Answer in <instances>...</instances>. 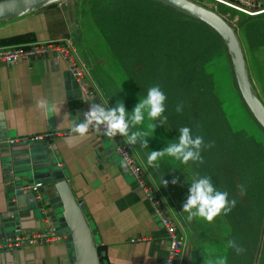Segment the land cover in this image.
<instances>
[{
  "label": "crops",
  "instance_id": "obj_1",
  "mask_svg": "<svg viewBox=\"0 0 264 264\" xmlns=\"http://www.w3.org/2000/svg\"><path fill=\"white\" fill-rule=\"evenodd\" d=\"M66 1L50 7L45 5L23 15L0 19V49L19 44L53 41L65 36L75 35L74 39L71 37L73 43L75 39L77 41L80 38L79 35L88 37L84 34L85 29L78 31L80 25L76 23L73 12L75 4ZM253 1L251 9L264 3V0ZM61 4H64L66 9H62ZM206 4L210 7L211 3ZM71 16L75 25L71 24ZM248 31L250 34H243L245 42L251 36L250 29ZM241 38L242 35L238 36L249 77L262 101L253 84ZM95 43L98 44L97 41ZM74 45L77 48L75 43ZM103 47L107 50L104 45ZM254 48L260 52V60H263L261 63L264 66V43L256 44ZM254 48L251 47V52H254ZM108 55L111 57L109 51ZM96 61L100 62L99 59ZM91 64L87 66L93 94L88 99L83 97L79 85L71 77L67 64L63 61L53 65L50 56H44L30 62L19 61L9 66L0 65V219L16 211V208L20 215L18 226L9 228L10 232L5 235H13L16 230L23 233L35 232L55 224L47 212V204L55 198L51 187L40 190L39 195H33L29 190L17 193L16 187L27 184L30 179L26 175L21 178L14 177L5 157L10 153V149L26 145L18 144L12 147L7 145L5 140L50 134L48 146L51 154L57 161L59 170L65 174L69 189L84 213L102 264H165L166 232L153 214L149 201L136 186L130 172L115 152L114 141H121L128 145L143 165L149 181L159 189L167 209L185 236L179 264H218L221 260L230 264L231 254L236 258V263L243 262L247 253L245 237L237 232L238 225L230 231L229 214L218 216L214 222L209 223L198 218L189 221L186 218L187 213H182V206L189 195L194 177H211L219 190L228 192L229 200L233 199L232 195H239L243 191L234 185L229 150L231 145L235 149L237 160L234 161V166L237 165L239 172L240 166L244 165V159L238 156L240 152H245V148L241 144H235V140L231 144L230 133L224 130L225 115L219 117L222 125L217 129L218 137L214 138V132H211V127L208 126L209 118L200 116L199 121H194L193 117L197 113L192 114L187 127L192 129L193 136H202L205 145L213 144L211 148H203V163L189 161L188 164H182L174 158L165 157L158 162V167L147 164L148 154L152 150H162L168 143L178 140L177 130L175 133L166 131L162 134L163 139L168 135V140H172L167 143L159 137L154 140L152 137L147 138L148 148L143 147L140 141L136 145H129L126 138L120 135L112 139L90 130L87 138L81 140L76 137L69 147L66 138L76 136L71 132V127L84 121V113L90 110L93 103L102 104L106 108L117 105L113 96L111 97L102 85L101 78L94 73V66ZM110 64L115 63L109 59L108 65ZM117 69L123 73L118 65ZM127 83L125 79L124 87L128 86V89L132 90ZM132 92V98H121L129 114V102L132 103V109L139 102L134 90ZM41 98L57 104L59 112L49 118L44 116L36 108V102ZM148 123L146 118L145 128ZM154 123V131H158L157 126L160 128L161 125H167L166 121L162 123L160 120ZM148 131L150 133L152 130ZM173 180H176V183H172ZM235 207L239 208V204ZM60 230L68 236L67 231ZM228 237L235 240L245 251L237 255L234 249L226 247ZM248 250L252 264H264V209L257 229L255 249ZM0 264H74V255L67 238H59L43 244H25L18 249L0 252Z\"/></svg>",
  "mask_w": 264,
  "mask_h": 264
},
{
  "label": "trees",
  "instance_id": "obj_2",
  "mask_svg": "<svg viewBox=\"0 0 264 264\" xmlns=\"http://www.w3.org/2000/svg\"><path fill=\"white\" fill-rule=\"evenodd\" d=\"M69 2L75 4L73 12L76 23L82 19L84 34L90 37L95 32L100 37V43L109 51L110 59L123 71L127 84L138 100L146 97L152 86L158 85L165 93L167 132H179L181 127L188 126L192 113L206 118L210 112H221L216 85L207 68L218 56L227 57L230 65L231 62L224 39L210 25L160 0L66 1ZM218 5L220 10L217 8L216 11L234 26L239 37L250 34V29V38L253 39L251 46L254 48L256 44L264 43V3L258 5L254 13ZM184 72L189 74V81ZM181 103L183 110L178 113L176 106ZM256 123L264 133L261 125ZM236 138L237 135H230L231 144L233 140L237 141ZM246 142H250L249 145ZM251 142L245 137V152H240L238 156L244 159V165L240 166L239 172L237 165L234 166L237 160L235 149L231 145L229 150L234 185L243 191L231 196L239 208L234 207L229 213L228 224L230 231L238 225L237 232L244 235L247 246L243 262L236 263V258L231 254L230 264H252L248 249H255L257 229L264 209L263 155L260 149L258 156L255 155L257 143L254 145Z\"/></svg>",
  "mask_w": 264,
  "mask_h": 264
},
{
  "label": "water",
  "instance_id": "obj_3",
  "mask_svg": "<svg viewBox=\"0 0 264 264\" xmlns=\"http://www.w3.org/2000/svg\"><path fill=\"white\" fill-rule=\"evenodd\" d=\"M61 1L66 0H0V19L19 16L50 3ZM160 1L207 23L220 34L229 52L242 99L264 129V103L251 83L243 51L233 25L215 9L194 0ZM5 157L6 164L9 169H12L14 177L21 178L26 175L30 179L28 183H32L33 179L40 180L43 182L41 190L51 187L55 198L47 204L49 207L47 212L58 224L59 229L68 232L67 241L73 250L74 264H102L84 213L69 189L65 174L57 167V161L52 156L51 149L42 143L32 142L21 148L10 149V153ZM44 204L46 205V202ZM19 216L16 208V211L0 219V237L8 234L9 228L18 226Z\"/></svg>",
  "mask_w": 264,
  "mask_h": 264
},
{
  "label": "clouds",
  "instance_id": "obj_4",
  "mask_svg": "<svg viewBox=\"0 0 264 264\" xmlns=\"http://www.w3.org/2000/svg\"><path fill=\"white\" fill-rule=\"evenodd\" d=\"M166 100L165 93L157 85L150 87L146 97L139 99V102L131 110V114L122 101H117L116 107L112 108L93 103L90 110L84 113V121L75 123L71 127V132L76 136L67 137L66 143L71 147L76 137L81 140L85 139L92 130L108 137L117 135L125 137L129 145H136L140 141L143 147L148 148L147 138L151 137L148 129L154 131L155 121L160 120L165 123L167 119L164 116ZM36 108L48 118L59 112L57 104L50 103L43 98L37 100ZM182 110L183 104H178L176 111L179 113ZM146 118L149 122L147 128H145ZM212 146V143L205 145L202 136H193L191 128L181 127L178 140L168 143L167 147L162 150H152L148 154L147 164L158 167V162L165 157L174 158L182 164H188L189 161L203 163L201 155L203 148ZM172 183H176V180H173ZM228 196L227 191L219 190L214 185L211 177H194L189 188V195L182 206V213H187L186 218L189 221L198 218L209 223L214 222L216 217L228 215L235 207L236 200H229ZM226 247L234 249L237 255L245 251L235 240H228ZM218 264H225V261L221 260Z\"/></svg>",
  "mask_w": 264,
  "mask_h": 264
},
{
  "label": "built area",
  "instance_id": "obj_5",
  "mask_svg": "<svg viewBox=\"0 0 264 264\" xmlns=\"http://www.w3.org/2000/svg\"><path fill=\"white\" fill-rule=\"evenodd\" d=\"M209 1L211 4H224L238 10L253 13L250 8L253 5V0ZM44 56H50L53 65H57L60 61L67 64L68 71L71 77L79 85L84 98L88 99L93 94L90 84L91 76L89 68L79 57L71 37L53 39V41L46 42L19 44L0 49V65L9 66L19 61L30 62L33 59H39ZM111 138L113 139V137ZM49 140L50 134H38L29 137L7 139L5 140V143L9 146H13L33 142L42 143L49 147ZM114 148L115 152L130 172L136 186L149 201L153 214L157 217L160 225L166 232L167 257L165 264H179L185 245V236L178 226V223L167 209V204L163 200L159 189L149 181L146 170L139 162L138 158L130 151L127 144L121 141H114ZM42 186L43 182L36 180L32 183L17 186L15 191L20 193L29 190L31 193L39 195ZM60 231L61 230L54 224H50L45 229L29 233H23L20 230H16L13 235L0 237V252L18 249L25 244H43L51 240L67 238L66 233L63 231V233H61Z\"/></svg>",
  "mask_w": 264,
  "mask_h": 264
},
{
  "label": "rangeland",
  "instance_id": "obj_6",
  "mask_svg": "<svg viewBox=\"0 0 264 264\" xmlns=\"http://www.w3.org/2000/svg\"><path fill=\"white\" fill-rule=\"evenodd\" d=\"M195 1L202 3L206 6H207L206 3H210L209 0H195ZM63 5L64 4H61L62 9L64 8L66 9V6ZM209 6L215 10H217V8L220 10L219 8L220 5L209 4ZM255 8L257 7L251 9V12H257V11H253L255 10ZM82 22H83L82 19H80V21L78 22L80 25V28H78L79 32L84 30V27L82 26L83 25ZM72 23L74 24V19L71 16V24ZM76 34H78V32H76ZM79 36L81 37L80 39H77L78 41L77 48L79 51L78 52L79 57L83 61H85L89 66L92 63L91 65L94 66V73L101 78L102 85L105 87L108 94L111 95V97L113 96V98L115 99V103H117V99L118 101L123 102V100L121 99L123 96L132 98L134 93L132 92V90L128 89V86L124 87L123 82L125 79L124 76L121 74V71L117 69V65L115 64L108 65L110 57L108 55L107 50H105L103 45L100 43V37L95 32H92V35L90 37H85L84 35H79ZM97 38H98L97 41L98 44L95 43ZM241 39L253 84L264 103V66L261 63L263 62V60H260V52H258V50L254 48V52H251V47H252L251 44H253L252 38L247 39V41L245 42L244 35H242ZM91 49L93 50V52H91ZM96 59H99L100 62H97ZM207 71L213 77L217 89V95L222 105V109L220 110L221 111L220 113L210 112L209 117H207L209 118V122H210L208 126L209 128L211 127L210 128L211 132L212 131L214 132L213 137L214 138L218 137L217 129H220L222 125L219 117H221V115L223 114L225 115L224 130L225 131L228 130L230 135L233 136L237 134L236 139L239 142L236 141L234 143L241 144V146H244L245 137H248L250 140H252L251 144L254 143L255 145V143H257V145L255 146V155L257 154L258 156V151L260 149L264 157V133L256 123L255 119L251 116L243 100L241 99V96L239 94L236 85L233 68L229 64L227 57L218 56L214 58L213 63L208 65ZM189 72H191V70H189ZM183 75L184 76L186 75L188 81L190 80L189 74L184 72ZM129 105L131 106L129 110H132L131 101L129 102ZM200 116L201 115L199 113L195 114V116L193 117L194 121L196 120L199 121ZM157 130L158 131H150L151 137L153 138V140L156 137H159V139L162 140L163 139L162 134L167 131V128L161 125L160 128H158L157 126ZM168 138L169 136L166 135L163 141H165V143L172 141V140H168ZM249 143L250 142H246L247 145H249ZM54 225L58 228L56 222Z\"/></svg>",
  "mask_w": 264,
  "mask_h": 264
}]
</instances>
